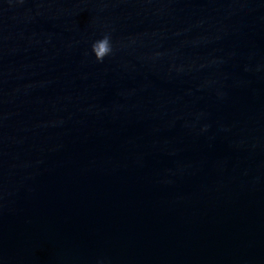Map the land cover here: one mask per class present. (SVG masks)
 I'll return each instance as SVG.
<instances>
[{
	"label": "water",
	"instance_id": "95a60500",
	"mask_svg": "<svg viewBox=\"0 0 264 264\" xmlns=\"http://www.w3.org/2000/svg\"><path fill=\"white\" fill-rule=\"evenodd\" d=\"M0 264H264V0H0Z\"/></svg>",
	"mask_w": 264,
	"mask_h": 264
},
{
	"label": "clouds",
	"instance_id": "9594fccd",
	"mask_svg": "<svg viewBox=\"0 0 264 264\" xmlns=\"http://www.w3.org/2000/svg\"><path fill=\"white\" fill-rule=\"evenodd\" d=\"M111 50L110 37L107 34L91 44V51L97 61L102 62Z\"/></svg>",
	"mask_w": 264,
	"mask_h": 264
}]
</instances>
